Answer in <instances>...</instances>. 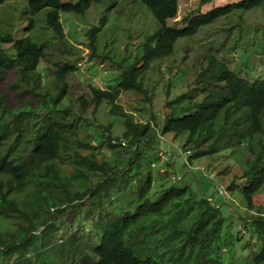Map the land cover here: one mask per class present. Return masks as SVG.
I'll use <instances>...</instances> for the list:
<instances>
[{
  "label": "trees",
  "instance_id": "16d2710c",
  "mask_svg": "<svg viewBox=\"0 0 264 264\" xmlns=\"http://www.w3.org/2000/svg\"><path fill=\"white\" fill-rule=\"evenodd\" d=\"M9 1L0 0V7ZM101 1L25 0L0 14V43L14 50L0 47V264H264V213L229 201L226 215L199 193L195 173L153 188L155 159L143 161L142 149L153 152L160 141H151L149 123L134 122L117 103L122 91L147 95L149 66L169 56L178 39L234 11L264 7V0L216 6L182 26L168 24L179 0H139L159 25L140 43L141 55L117 62L122 70L115 88L89 83L90 100L73 97L67 77L76 65L42 67L45 46L65 34L60 12L84 15ZM41 15L47 39L31 34ZM24 19L25 34L15 37L12 29ZM97 30L84 34L91 56L111 58L97 52ZM206 59L184 91L181 72L163 83L168 108L160 132L183 135L187 162L202 156L236 162L231 184L252 210L264 188V75L241 76L223 58ZM90 102L94 111L106 102L109 114L123 119L127 142L112 136L109 124L90 119Z\"/></svg>",
  "mask_w": 264,
  "mask_h": 264
},
{
  "label": "rangeland",
  "instance_id": "374dc122",
  "mask_svg": "<svg viewBox=\"0 0 264 264\" xmlns=\"http://www.w3.org/2000/svg\"><path fill=\"white\" fill-rule=\"evenodd\" d=\"M24 1H9L0 7V14H10L17 7L16 3L20 4ZM67 1L75 2V0ZM234 1L238 0H209L205 3H202V0H179L178 13L174 19L168 20V24L182 26L194 14ZM42 13L43 11L39 14ZM43 18L42 15L38 17L36 27L31 34L37 33L41 38L47 39L46 33H50V30L44 27ZM60 19L65 34L60 39L47 40L42 67L48 68L55 62L75 64L77 69L67 77L69 92L73 97L83 95L89 100V83L101 88H115L122 70L117 62L122 59H125V63L132 62L135 56H140L142 52L140 43L144 41L146 35L153 33L159 26L150 11L139 0H102L91 5L84 15L60 12ZM16 22L12 30L14 36L19 37L25 34L22 27L26 25V20ZM263 25L264 7L249 11H234L227 16L219 17L214 22L201 26L195 34L178 39L169 56L152 61L143 81L147 95L132 89L120 93L117 103L132 114L134 122L149 123V134L156 136V139L151 141H160L156 147L154 146L153 152L150 146L142 149L143 161L151 162L155 159L153 188H159L162 180L167 185L170 184L173 177L179 181H188L189 174L195 173L201 183L202 190L199 189V193L219 201L217 207L223 208L226 215L233 208L229 201L243 211L264 213V188L254 197L256 207L252 210H248L243 195L234 190V184L231 183L235 180L233 176L238 171L236 162L228 156L221 158L202 156L187 162V153L181 148L183 135H163L158 125L163 121L168 108L165 103L166 86L163 83L168 80L174 81L181 72L183 79L180 83L184 91L186 86L189 87L194 83L209 54L225 59L241 76L251 73V77L264 75ZM92 26H97L98 29L97 52L102 49L111 58L91 56V49L86 43L88 40L84 34ZM0 47L8 54L14 55L10 44L0 43ZM171 93L173 95L175 90L172 89ZM93 109L94 105L90 102L88 115L91 120L95 121L97 118L99 123L109 124L111 135L122 137V140L127 142L123 138L127 126L122 118L109 114V106L106 102L101 103L95 111ZM100 128L101 126H98V129ZM93 131V128L89 129L85 136L91 139ZM119 150L127 157L126 149ZM229 185L230 188L227 187ZM240 226L236 219L234 227L239 229ZM239 234L243 239L247 237L244 232Z\"/></svg>",
  "mask_w": 264,
  "mask_h": 264
},
{
  "label": "water",
  "instance_id": "95a60500",
  "mask_svg": "<svg viewBox=\"0 0 264 264\" xmlns=\"http://www.w3.org/2000/svg\"><path fill=\"white\" fill-rule=\"evenodd\" d=\"M196 184H197V187H198L199 184H198L197 181H196ZM198 189H199V187H198ZM207 199L210 200L213 203V205H216L217 206L216 202L213 199H211V198H207Z\"/></svg>",
  "mask_w": 264,
  "mask_h": 264
}]
</instances>
